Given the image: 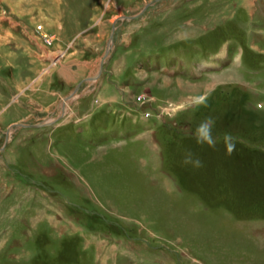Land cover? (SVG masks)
<instances>
[{"label": "rangeland", "instance_id": "1", "mask_svg": "<svg viewBox=\"0 0 264 264\" xmlns=\"http://www.w3.org/2000/svg\"><path fill=\"white\" fill-rule=\"evenodd\" d=\"M0 36L25 59L48 46L16 71L57 119L20 128L8 104L0 264H264V0H0ZM206 118L215 149L194 139Z\"/></svg>", "mask_w": 264, "mask_h": 264}, {"label": "crops", "instance_id": "2", "mask_svg": "<svg viewBox=\"0 0 264 264\" xmlns=\"http://www.w3.org/2000/svg\"><path fill=\"white\" fill-rule=\"evenodd\" d=\"M50 25H51V23H50ZM50 25L45 22V27L50 26ZM16 27H20V26L19 25H16ZM29 37H31V35H29ZM29 37H28V39L30 40ZM1 39H2V37H1ZM1 39H0V67L2 65H12L13 68L12 67H8L6 69L7 70L6 77L4 75L3 76L0 75V80L2 81V83L4 85L6 84L5 85L6 94L4 93L5 90L3 91L4 87H3V89H1L2 85L0 84V127L2 125V122L4 120V117L6 116V114L9 111V108H8L9 105L12 106V110H14L15 115L18 118L17 119L18 122L21 119H22L21 121L25 120L26 122L28 120H30V119H33L34 122H35V121H38V120H41V119L45 118L47 116V114L46 115H43V116H40V115H38V113H35L36 112V109L33 106L27 105L28 104L27 102H29V101L26 102L27 104L24 103V101H26V100H24L25 97H22V95L24 93V88L29 83V76H25L24 75V77H19L20 76V73L18 75V72L16 71V68L18 69V71H19V69H22L23 66H24L23 65L24 62L26 64L31 65L32 64V59H35L36 60V58L30 52H33L35 49H37L42 55H44L43 57H46V58H49L48 56H49V54H50L51 51H49V48H48L47 45H44L42 43L44 46H41V44L38 45L39 44L38 42H35L37 44V46L34 45V50L31 49V48H28L29 45H30V43L34 44L30 40V43H28L29 44L28 47H25L26 49H24V51H25L24 54L27 55V58H28V59H25L26 57H22L21 51H19L17 53H14L13 51H11V50L8 49L7 46H9V45H11L10 47L16 48V46L13 45L12 41H10L9 39H4V38L2 40ZM95 47L96 46L94 44H92L91 47H89V48L91 50L96 51V48ZM43 57H37V58L42 59ZM85 61L86 62H89V60H87V59H85ZM18 63H20V64H18ZM55 70H57L59 72V74L61 75L60 77H66L67 75H69V73H71V70H67V74L64 72L63 69L55 68ZM63 73L66 74V76L63 75ZM22 83H23V85H21ZM29 89H30V87H29ZM18 96H20V97H18ZM14 97H16V98H14ZM23 109H28L30 111L32 109L33 112L32 113H29V114L27 113L28 115L27 114L22 115ZM56 110H57V108L55 109V111ZM32 122H28V123H32ZM11 123L12 122L8 123L5 126L9 128L10 126H12ZM4 132L5 131L0 130V133L1 134L2 133L4 134Z\"/></svg>", "mask_w": 264, "mask_h": 264}, {"label": "clouds", "instance_id": "3", "mask_svg": "<svg viewBox=\"0 0 264 264\" xmlns=\"http://www.w3.org/2000/svg\"><path fill=\"white\" fill-rule=\"evenodd\" d=\"M193 103L195 105H204L207 106V97L199 96L194 98ZM194 139L197 145H207L209 148L215 149L217 141L212 133V122L210 119L206 118L201 121L195 129ZM224 144L226 147V152L228 155H231L235 151L236 144L231 135L226 134L224 136ZM185 165H191L195 168L203 167V162L199 158H193V154L188 152L183 159Z\"/></svg>", "mask_w": 264, "mask_h": 264}, {"label": "water", "instance_id": "4", "mask_svg": "<svg viewBox=\"0 0 264 264\" xmlns=\"http://www.w3.org/2000/svg\"><path fill=\"white\" fill-rule=\"evenodd\" d=\"M128 17H132V16H125V18H128ZM115 28V27H114ZM113 28V31H112V35H111V39L113 38V32L115 31V29ZM109 47H107L106 49H105V51H104V55H103V60H105V57H106V55H107V53L109 52ZM104 64H105V62L104 61H102V62H100V65H99V67H98V70H97V72H96V75L95 76H92V77H89V80L90 79H92V78H95V77H97L98 75H100V73H102L103 72V66H104ZM69 97H68V95L65 97V98H63L62 100H64V99H68ZM61 100V101H62ZM41 125H44V122L43 121H40V122H38V123H18L17 124V126L18 127H39V126H41ZM8 135H9V133L8 132H6V133H4V139H3V142H2V139H0V152H2L3 151V148L5 147V145L8 143V141H7V138H8ZM2 142V143H1Z\"/></svg>", "mask_w": 264, "mask_h": 264}, {"label": "bare ground", "instance_id": "5", "mask_svg": "<svg viewBox=\"0 0 264 264\" xmlns=\"http://www.w3.org/2000/svg\"><path fill=\"white\" fill-rule=\"evenodd\" d=\"M16 1H17V0H16ZM16 3H17V2H16ZM15 5H16V4H15ZM16 7H18V9L21 10V11L23 10V9L21 8V3H20V2L17 3V6H16ZM109 49H110V50H109V52L107 53V55H106V57H105V60H103V59H102V60H99L100 62H102V61L106 62L107 59L110 57V55H111V53H112V48H109ZM38 53H39V52H38ZM42 56H43V55H42ZM42 56H41V57H42ZM39 57H40V56H39ZM44 60H45V59H44ZM100 62H98V67H99V65H100ZM104 67H105V64H104V66H103V69H104ZM95 78H96V77H95ZM95 78H94V79H95ZM92 79H93V78H92ZM84 80H85V81H90L91 79L89 80V79H86V78H85ZM76 96H77V93H76V92L73 93V91H72V92L68 95V97H69L68 99H64V100H62L61 104L58 106V109H60V111H61L60 114H59L58 116L64 118V116H65V115H64V112L66 111V108H67V106H68V103H69L71 100L73 101V100L75 99ZM53 120H54V119H53ZM51 121H52V120H51ZM51 121H47V123H49V122H51ZM47 123H46V124H47ZM9 139H10V132H9V138L7 139L8 143H9ZM8 143H7V144H8ZM7 144H6V145H7ZM5 147H6V146H5ZM5 147H4V149H5ZM4 149H3V150H4ZM1 153H2V152H0V155H1Z\"/></svg>", "mask_w": 264, "mask_h": 264}, {"label": "flooded vegetation", "instance_id": "6", "mask_svg": "<svg viewBox=\"0 0 264 264\" xmlns=\"http://www.w3.org/2000/svg\"><path fill=\"white\" fill-rule=\"evenodd\" d=\"M118 47V46H117ZM58 108V107H57ZM57 111H59V110H57ZM59 114L57 113V116H58ZM3 152H4V150H3Z\"/></svg>", "mask_w": 264, "mask_h": 264}]
</instances>
